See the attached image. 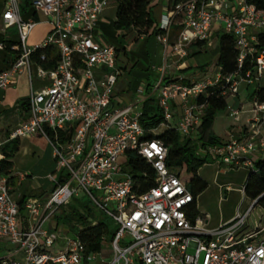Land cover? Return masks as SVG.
<instances>
[{"label": "built area", "instance_id": "2783aa9c", "mask_svg": "<svg viewBox=\"0 0 264 264\" xmlns=\"http://www.w3.org/2000/svg\"><path fill=\"white\" fill-rule=\"evenodd\" d=\"M20 1L0 0V21L5 29H15L18 52L11 68L0 72V91L23 71L31 79L36 50L51 49L58 59L51 70L38 65L36 76L47 85L39 92L31 90L29 119L5 138L0 137V161L7 143L39 136L52 145L56 168L48 176L54 189L47 200L25 203L31 223L28 231L19 229V209L10 198L7 177L0 175V243L6 245L0 264L94 261L95 254L87 255L77 237L44 228L61 208L81 197L117 227L110 241L113 256L106 264H264V226L258 224L245 232L254 206L214 231L206 229L207 215L198 216L193 223L189 218L193 196L178 170L167 165L168 148L160 140L144 139L146 133L156 134L159 130L145 131L139 124L146 99L134 105L115 102L119 77L116 48L100 43L94 34L109 0H33L31 8L48 18L51 25L44 42L33 48L26 41L35 22L22 19ZM248 1L188 0L176 4L162 17L161 34L156 39L168 47L171 28L178 21L182 29L172 50L183 58L187 46L206 42L212 26L219 23L222 32L235 39L239 67L248 58L255 63L252 72L224 80L230 85L228 96L234 95L240 82L251 85L264 73V49L257 47V34L264 32V10ZM41 60H46L44 55ZM220 81L219 74L214 80L187 86L160 80L155 86L156 102L164 119L160 128H170L168 124L175 114L173 102L178 100L182 117L174 128L194 141L200 158L210 156L219 166L230 169L254 170V163L247 157L255 151L259 125L264 124V102H254V113L261 114L262 119L256 120L252 137L206 149L198 142L204 108L196 100ZM238 114L230 110L231 117L237 119ZM258 144L264 148V138ZM127 152L136 153L153 170L149 189L140 192L128 169L119 166V159ZM222 235L226 237L221 241Z\"/></svg>", "mask_w": 264, "mask_h": 264}, {"label": "crops", "instance_id": "0c3cea01", "mask_svg": "<svg viewBox=\"0 0 264 264\" xmlns=\"http://www.w3.org/2000/svg\"><path fill=\"white\" fill-rule=\"evenodd\" d=\"M169 1L170 0H157L151 8L158 28L162 17L170 12L172 6H170ZM116 7L117 5L113 0L108 1L105 9L100 15L94 34L95 39L100 43L112 45L116 48V67L117 63L120 62V54L122 53L126 57V60L123 61V67L121 69L117 68L119 77L115 88V98L116 96L123 98V101L117 104L134 105L143 99L148 100L151 98L156 101L155 86L160 80H164L166 83L175 82L185 86L205 81L202 77L208 67V63L205 62L212 59L217 61L218 57L219 36L223 33L219 23L212 26L209 39L204 42L205 44L203 47L198 48L194 46L196 42H193L185 49L187 55L180 58L177 54H174L172 50V46L177 43L180 34V31H175L173 29L174 26L170 31V45L168 47L158 42L155 35L140 37L137 41H134L135 35L131 32L127 33L125 39H121V33L117 32L113 27ZM2 8L3 4L0 2V15ZM104 13L105 16H103ZM21 17L24 21L32 20L35 22V27L27 37V46L33 48L42 44L51 31L48 18L39 12H35L31 8V5L26 11H21ZM178 26L181 27V25H176L175 27ZM11 30L15 29H5L0 21V72L8 71L18 54L15 49L17 41L16 31L12 34ZM125 40H127L128 43L127 49L124 44ZM204 49L205 51H203ZM128 52L131 55L130 59L128 58ZM32 61V67H34L36 72L38 63L34 60ZM190 70L193 71L185 75V73ZM261 77L264 78V73H262ZM261 77L260 79H262ZM215 78L213 77L211 80ZM46 85L47 83L45 81H41L37 78L36 73L33 74V70L31 79L29 78L28 72L23 71L21 74H17L11 79V84L6 90L0 91L1 138H5L9 132L29 119V112L28 114L24 112L23 108L20 107V101L28 99L31 90L39 92L46 87ZM251 85H254V83ZM251 85L240 82L237 86V93L229 95L226 99V111L216 116L213 124V132L221 144L252 137L254 131L253 127L255 125L257 126L256 120L262 119V115L259 114L256 116L253 110L257 96L253 95L254 93L250 88ZM173 108L175 114L170 125L176 127L182 117V109L178 100L173 102ZM231 109L239 112L237 119L230 116ZM259 126V135L256 137L257 139L254 143L255 151L247 157V159L251 160L253 163L260 159H264V148L260 147L258 144L259 139L264 138V124ZM210 158L215 161L210 156L204 157L207 161ZM12 164L13 169L10 176L7 177L9 180L10 198L17 205L18 209L22 203V210L18 217V226L21 231H28L31 223L29 213L25 208V203L32 199H38L42 203L45 202L53 190L54 185L50 180L52 185L49 188L46 185L36 184L34 182L35 178L31 174L18 171L14 168L13 162ZM20 175H24L25 177L21 178ZM63 208V210H66L67 206ZM60 214L61 210L57 213L55 220L48 221L45 226H48L47 229L59 230L63 232L62 234H66V226L57 220V216ZM233 218L234 216L229 217L228 221ZM247 230L248 227H246L245 232H247ZM104 241L105 240L102 241L98 252L91 253L95 254L94 261L85 264H106L111 260L113 251L112 249H103ZM62 247L63 246L59 247V249ZM5 250L6 245L0 243V252L2 256L5 254Z\"/></svg>", "mask_w": 264, "mask_h": 264}, {"label": "trees", "instance_id": "16d2710c", "mask_svg": "<svg viewBox=\"0 0 264 264\" xmlns=\"http://www.w3.org/2000/svg\"><path fill=\"white\" fill-rule=\"evenodd\" d=\"M33 0H21L20 9L26 11ZM117 5L114 21V29L121 33V39H125L127 33H134V41L140 37H148L161 34L156 25V21L151 12V8L157 0H113ZM188 0H170V6H174ZM249 4L254 5L257 9L264 10V0H249ZM178 21L173 24L175 31H181ZM218 57L216 65L219 69L221 81L217 86L207 88L205 94L200 95L196 100L198 106H202L203 116L202 123L198 130V142L203 148L220 145L221 142L213 132V124L219 113L225 112L227 109V96L229 94L230 85L224 80L228 77L238 75L244 76L247 72L254 70V60L248 58L239 67V52L235 46V39L228 34L222 33L219 36ZM204 42H196L194 46L201 48ZM257 47L264 49V32L257 34ZM205 51V49L203 50ZM44 55L46 60L42 61L41 56ZM57 55L51 49H38L32 56V60L36 61L43 69H54L57 63ZM259 102H264V88L257 89L254 94ZM20 107L28 114L29 100L20 101ZM140 126L145 130H160L164 119L158 104L154 99H148L142 106V115L139 119ZM170 128L164 129L161 133H146L145 140H160L168 148L167 165L175 167L178 170L179 178L186 183L193 196V203L189 207V218L194 223L198 217L197 199L207 189V184L198 175V170L207 159L200 158L197 155V145L193 140L183 137L174 127L168 124ZM72 134V131L69 133ZM19 140L10 142L2 149V160L0 161V175L10 176L13 169L11 160L19 151ZM128 172L133 178L138 189L145 191L153 185L154 172L147 166L145 162L134 152L126 153ZM254 171V172H253ZM248 178L243 188L244 196L252 203L260 199L255 206H259L264 210V159L254 162V170L248 171ZM189 175V183H187L185 175ZM9 184V180H8ZM54 189V187H53ZM85 197L71 201L66 210L61 208V214L57 216L58 222L63 223L67 227H71L75 221L85 224V228L77 235L78 240L84 245L87 255L98 252L102 239L105 236L113 239L117 227L110 225L105 221H97L89 215V205L94 207L89 200L84 201ZM254 206V207H255ZM22 210V203L19 207V213ZM63 210V211H62Z\"/></svg>", "mask_w": 264, "mask_h": 264}, {"label": "rangeland", "instance_id": "374dc122", "mask_svg": "<svg viewBox=\"0 0 264 264\" xmlns=\"http://www.w3.org/2000/svg\"><path fill=\"white\" fill-rule=\"evenodd\" d=\"M103 16H105V13ZM11 33L14 34L15 30H11ZM124 44L126 48L128 46L127 40L124 41ZM128 54V58L130 59L131 55L129 52ZM119 60L120 62L117 63V68L121 69L126 57L121 53ZM215 61L216 60L212 59L205 62L208 63V67L207 71L202 75L204 80L217 77L219 69ZM32 70L33 74H35L34 67H32ZM192 71L193 70L187 71L185 75H188V73H191ZM262 87H264V78L255 81L254 85L250 86L253 93ZM121 101H123V98L116 96L115 102L121 103ZM162 131H164V129H160L158 133H161ZM19 141V151L12 159L14 168L18 171L31 174L35 178L34 182L36 184L46 185L49 188L52 183L49 181L48 176L53 174L56 168L52 145L48 140L39 136L22 138L19 139ZM118 163L119 166L125 170L128 169L126 157H121ZM248 174V171L244 168L230 169L218 166V164L211 158L199 168L198 175L207 184V189L198 197L197 209L199 211V217H203L204 215L208 216V225L206 226V229L214 231L220 227H224L231 223L238 215L243 216L252 208L253 203L247 199L243 193ZM185 178L187 180L186 182L189 183V175L186 174ZM84 201L87 202L88 199H84ZM89 209V215L92 218L97 221H105L112 225L113 222L111 219L102 211L96 207H91L90 205ZM233 216L234 218L228 221L229 217ZM258 224L264 226V210L259 206H255L247 218V232L254 230ZM44 228L47 229L48 226L46 225ZM66 228L67 236L69 238H75L80 231L85 228V224L75 221L71 227L66 226ZM225 237L226 235H222L219 239L222 241ZM103 239L105 240L103 249L111 250L110 238L105 236ZM124 239L128 238L125 237ZM1 256L2 253L0 252V257Z\"/></svg>", "mask_w": 264, "mask_h": 264}, {"label": "water", "instance_id": "95a60500", "mask_svg": "<svg viewBox=\"0 0 264 264\" xmlns=\"http://www.w3.org/2000/svg\"><path fill=\"white\" fill-rule=\"evenodd\" d=\"M260 199H257L253 202V206H255L258 202H259Z\"/></svg>", "mask_w": 264, "mask_h": 264}]
</instances>
